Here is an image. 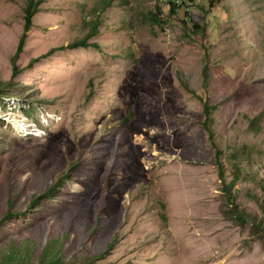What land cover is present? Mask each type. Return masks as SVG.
<instances>
[{
    "label": "rangeland",
    "instance_id": "1",
    "mask_svg": "<svg viewBox=\"0 0 264 264\" xmlns=\"http://www.w3.org/2000/svg\"><path fill=\"white\" fill-rule=\"evenodd\" d=\"M35 1L0 0V264H264V0Z\"/></svg>",
    "mask_w": 264,
    "mask_h": 264
},
{
    "label": "trees",
    "instance_id": "2",
    "mask_svg": "<svg viewBox=\"0 0 264 264\" xmlns=\"http://www.w3.org/2000/svg\"><path fill=\"white\" fill-rule=\"evenodd\" d=\"M211 1L209 3V6L211 5ZM174 2H175V0H174ZM109 3H110L109 1H102V5L99 7V10H101V11L105 10L109 6ZM164 3L168 7V9H169L168 13L170 15H175L176 13H180V15H182L184 18L190 19V21L193 22L194 26L196 27V25H197L196 22H194V20H192L190 18V9H189L190 6H188V4L192 3V0H181V3L179 5H177V6L175 4H173V3H171L170 0H164ZM36 6H37V1H35V0H27L26 6L24 8L25 29L29 28L30 25H31L32 17L36 13ZM92 12H95V10L93 9ZM152 19L155 22H159L160 21L158 16H155V15H152ZM89 26H90V28H89V31H88L87 35L82 40L70 43L68 45V48L75 49V48H80V47H84V48L85 47H97V45L95 43L88 44L87 40L97 33L98 22L93 21V23L91 25H89ZM22 44H23V39H21V41H20V43L18 45L17 54L16 55H18V53L21 51ZM13 64H14V61H13ZM13 70H14L13 71L14 74L18 72L16 67H13ZM203 84H204V88H208V79H207L206 71L203 72ZM183 87L186 90H188V88L185 85H183ZM201 103H202L203 118H204L203 119V127L208 129V131L210 132V129L208 128V122H209V119H210L209 116H210V113L214 110L215 105H210L208 99H206L204 101L201 100ZM130 115L133 116V112L131 110H130ZM256 123H257L256 120H252L251 121L252 127ZM220 173H222V172H220ZM220 179H221V182H222L221 183L222 184V190H223V193H224L226 199L228 200V202L230 204H233L234 196H233V194H231V189L234 186L235 179L231 180L229 183H225V180H224L222 174H220ZM50 191H51V189H46L45 192H43L40 195V197L41 198L42 197H46L50 193ZM39 198H37V199H39ZM237 217L238 218H242L240 215H237ZM50 243L51 244H49L46 247L47 250L51 249V247L55 246V244H56L55 241L54 242L51 241Z\"/></svg>",
    "mask_w": 264,
    "mask_h": 264
},
{
    "label": "built area",
    "instance_id": "3",
    "mask_svg": "<svg viewBox=\"0 0 264 264\" xmlns=\"http://www.w3.org/2000/svg\"><path fill=\"white\" fill-rule=\"evenodd\" d=\"M181 3V0H178V2L175 4L176 6L179 5Z\"/></svg>",
    "mask_w": 264,
    "mask_h": 264
},
{
    "label": "bare ground",
    "instance_id": "4",
    "mask_svg": "<svg viewBox=\"0 0 264 264\" xmlns=\"http://www.w3.org/2000/svg\"><path fill=\"white\" fill-rule=\"evenodd\" d=\"M171 1V0H170ZM171 3H173L174 4V1H171Z\"/></svg>",
    "mask_w": 264,
    "mask_h": 264
}]
</instances>
